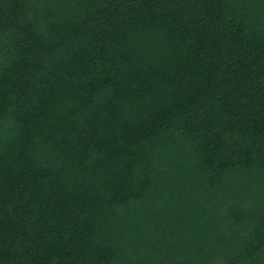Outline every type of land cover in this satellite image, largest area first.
I'll use <instances>...</instances> for the list:
<instances>
[{
	"label": "trees",
	"instance_id": "1",
	"mask_svg": "<svg viewBox=\"0 0 264 264\" xmlns=\"http://www.w3.org/2000/svg\"><path fill=\"white\" fill-rule=\"evenodd\" d=\"M0 264H264V0H0Z\"/></svg>",
	"mask_w": 264,
	"mask_h": 264
}]
</instances>
